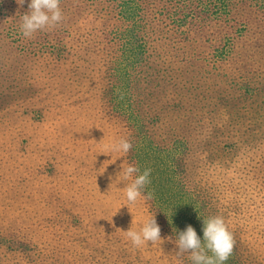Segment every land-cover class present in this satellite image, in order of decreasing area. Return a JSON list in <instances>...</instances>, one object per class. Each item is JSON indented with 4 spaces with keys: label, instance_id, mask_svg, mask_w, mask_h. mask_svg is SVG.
Returning <instances> with one entry per match:
<instances>
[{
    "label": "rangeland",
    "instance_id": "1",
    "mask_svg": "<svg viewBox=\"0 0 264 264\" xmlns=\"http://www.w3.org/2000/svg\"><path fill=\"white\" fill-rule=\"evenodd\" d=\"M155 4L149 18L160 15ZM95 5L103 12L86 20L60 4L76 22L68 37L56 34L61 24L32 38L15 28L8 43L0 23V66L11 71L0 76V264H193L175 255L187 214L224 218L235 239L225 264H264V49L251 55L260 68L241 64L239 74L185 61L182 42L136 63L122 48L120 12ZM121 138L131 150L109 152ZM177 139L188 141V167ZM123 163L152 170L142 193L153 198L132 214ZM152 216L163 242L134 247L124 231ZM191 226L203 242V227Z\"/></svg>",
    "mask_w": 264,
    "mask_h": 264
},
{
    "label": "trees",
    "instance_id": "2",
    "mask_svg": "<svg viewBox=\"0 0 264 264\" xmlns=\"http://www.w3.org/2000/svg\"><path fill=\"white\" fill-rule=\"evenodd\" d=\"M30 2L31 0H25L23 6L17 5L13 14L12 0H0V23L5 24L2 32L5 40L8 37L6 40L8 43L12 42L11 34L15 33L13 32L15 28H20L18 18L27 13L26 8L29 7ZM102 2L106 3L111 12H120L121 22L126 26L125 32H122L126 37L122 48H125L127 57L132 60L137 59L133 62L146 63L150 53L168 46L171 42H174L171 47H176L182 42L189 43L187 55L183 59L187 61L188 58L192 62H197V65L210 66L207 68L208 72L217 71L220 75L239 74L243 69L241 64L249 71L260 68V66L256 67L253 62L254 56L251 55L264 49V0H161L163 7L160 9V15L154 14L152 18L144 12L155 4V0H61L64 11L72 6L71 9L79 10L82 18L86 20L88 15L100 16L104 7L95 9L94 5ZM177 11L180 12V17L176 16ZM67 20L68 22L63 19L55 30L60 37L65 35L68 37L76 31L73 26L76 24L75 20ZM254 20H258L260 25L256 29H253ZM152 22L154 25L151 26ZM38 36L42 38L41 33H38ZM137 51L139 55L135 58ZM246 51L249 53L244 54L243 52ZM172 66L173 63H167L166 71L169 72ZM2 75L9 81L11 71L0 66V76ZM241 76L246 79L244 73H241ZM216 92L218 94L215 100L210 102L215 104L219 111V108L226 105L227 96L222 93L221 88L216 90L215 94ZM207 99L208 97L205 100ZM239 104V102L232 104L233 111L240 107ZM177 140L178 145L172 150L174 154H182L187 150L184 161L187 166L189 165L188 141ZM178 165L181 164L178 162ZM193 183L197 184L198 181L194 180ZM184 185L188 188L189 183ZM183 207L193 214L190 203L185 201ZM184 217L188 222L187 226L193 225L198 229L203 227V220L207 218L203 215L196 219L190 214Z\"/></svg>",
    "mask_w": 264,
    "mask_h": 264
},
{
    "label": "clouds",
    "instance_id": "3",
    "mask_svg": "<svg viewBox=\"0 0 264 264\" xmlns=\"http://www.w3.org/2000/svg\"><path fill=\"white\" fill-rule=\"evenodd\" d=\"M16 2L23 6L25 0H16ZM60 3L61 0H31L29 11L21 16L20 31L22 35L25 38H32L38 31L52 29L59 25L64 19ZM131 148V142L121 138L110 145L108 151L127 154ZM121 168L122 171L117 174L118 178L122 174L124 181L131 180V183L126 184L123 189L131 213L130 205H135L141 199L150 200L153 198L152 192H148L147 195L142 193V190L151 183L152 170L146 168L141 172L138 167L131 164L125 167L124 163ZM134 222L135 217L133 216L132 225ZM169 222L171 223L170 220ZM132 225L129 230L123 231L134 247H142L149 241L153 245L162 241L161 228L155 216L144 220L138 231L133 230ZM202 230L203 242L191 225L187 226L186 230L180 231L174 241L178 249L175 255L183 257L188 253L193 264H225L234 251L235 239L224 218L222 216L205 218ZM169 240L171 241L170 237Z\"/></svg>",
    "mask_w": 264,
    "mask_h": 264
},
{
    "label": "bare ground",
    "instance_id": "4",
    "mask_svg": "<svg viewBox=\"0 0 264 264\" xmlns=\"http://www.w3.org/2000/svg\"><path fill=\"white\" fill-rule=\"evenodd\" d=\"M91 2V1H90ZM252 2V1H251ZM252 4V3H251ZM254 4V3H253ZM96 6V5H95ZM247 63V62H246ZM245 64V63H244Z\"/></svg>",
    "mask_w": 264,
    "mask_h": 264
}]
</instances>
